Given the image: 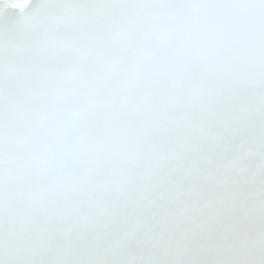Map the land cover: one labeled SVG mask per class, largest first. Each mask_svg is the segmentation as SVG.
I'll use <instances>...</instances> for the list:
<instances>
[{
  "label": "snow or ice",
  "instance_id": "6c2138e0",
  "mask_svg": "<svg viewBox=\"0 0 264 264\" xmlns=\"http://www.w3.org/2000/svg\"><path fill=\"white\" fill-rule=\"evenodd\" d=\"M0 264H264V0H0Z\"/></svg>",
  "mask_w": 264,
  "mask_h": 264
}]
</instances>
